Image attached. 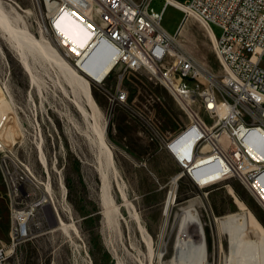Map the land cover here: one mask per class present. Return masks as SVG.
<instances>
[{
  "label": "rangeland",
  "instance_id": "obj_1",
  "mask_svg": "<svg viewBox=\"0 0 264 264\" xmlns=\"http://www.w3.org/2000/svg\"><path fill=\"white\" fill-rule=\"evenodd\" d=\"M2 1L7 9L14 7L18 11L19 26L24 24L35 39L48 41L73 66L69 56L45 31L33 0ZM163 5V0L150 2L155 10H161ZM183 20L184 13L167 4L160 24L174 35L182 26H190L188 19ZM193 21L188 36L179 32L178 45L204 66L200 76L219 89L223 66L215 52V41L210 40L205 24L197 15ZM211 29L216 36L221 33L216 25H211ZM9 35L0 30V119L3 115L6 118L0 141L32 168L36 178L46 186L51 201H41L34 207L26 233L12 244L10 211L0 178V242L5 251L2 264L127 261L126 256L135 253L130 247L132 241L142 253H147L146 243L139 235L130 240L126 234L127 225L135 227L134 218L152 237V264H168L182 208L191 199L196 200L204 222L208 264H225L229 251L227 235L218 229L216 217L246 211L250 230L264 234V210L236 178L228 177L201 187L187 174L182 175L166 147L170 139L166 135L181 130L188 119L174 97L146 71L123 72V86L128 91L125 104L108 99L119 68L112 70L101 83L86 78L98 106L94 113L86 105L81 87L70 84L53 59L36 50L29 51L30 69H27L14 51L11 45L14 40ZM76 102L84 104L87 117L80 113ZM95 123L104 126L105 143L116 170L110 172L109 180L111 195L119 207L117 219L122 235L106 223L103 214ZM178 144L177 138L170 143L171 149L176 150ZM180 173L179 179L174 180ZM171 192L173 203L164 212L165 200ZM49 203L66 229L58 224L55 215L50 218L46 214L45 205L50 207ZM159 252H163L160 259ZM128 261L126 264H138Z\"/></svg>",
  "mask_w": 264,
  "mask_h": 264
},
{
  "label": "built area",
  "instance_id": "obj_2",
  "mask_svg": "<svg viewBox=\"0 0 264 264\" xmlns=\"http://www.w3.org/2000/svg\"><path fill=\"white\" fill-rule=\"evenodd\" d=\"M163 1L162 9L155 10L150 7L151 0H33L45 31L78 70L83 71V64L94 51L99 61L112 62L107 76L119 68L114 90L108 95L112 103L125 104L128 100L123 86L125 71H146L174 97L188 122L167 141L166 147L182 175L187 174L201 185L195 172L204 160L209 171L215 169L226 178H236L264 210V182L259 180L264 176V165H258V158L264 157L263 145L261 151H254V144L264 138V0ZM167 4L181 10L184 18L188 10L192 11L211 31V25L221 29L219 36L212 31L215 52L223 66L219 89L208 82V89L197 98L194 107L186 102L191 89L183 88V81L198 80L205 68L178 45V30L171 35L161 26ZM62 13L90 32L91 38L84 48L77 49L56 27L55 21ZM111 16H118L119 31L116 37L107 38L109 30H105V23H111ZM2 118L0 130L6 119L4 115ZM177 138L178 148L173 151L169 143ZM0 178L14 244L26 233L34 207L41 201L48 202L49 193L32 168L1 141ZM20 212L28 216L22 219ZM4 253V244L0 242V264Z\"/></svg>",
  "mask_w": 264,
  "mask_h": 264
},
{
  "label": "bare ground",
  "instance_id": "obj_3",
  "mask_svg": "<svg viewBox=\"0 0 264 264\" xmlns=\"http://www.w3.org/2000/svg\"><path fill=\"white\" fill-rule=\"evenodd\" d=\"M169 1L177 3L176 0ZM178 5L187 9V7L180 2H178ZM17 12L18 11H16L14 7L7 9L4 6L3 1L0 0V30L7 31V33L10 34L9 36L11 37V39L14 40V43H11V45L15 49L13 50L18 54L19 60L22 62V64L27 69H30V64L27 59V52L33 50H36L44 56L53 59L59 66V69L65 74L68 82L70 84H77L81 87L85 97L86 105H88L95 113L98 110V106L92 96L91 91L88 88L86 78H89L93 81H103V79L107 77V74L111 70L112 62L109 60H104L102 62L99 61L98 53L97 51H94L83 64V71L78 70L75 66H71L60 55V53H58L57 50L51 46L48 41H44V39H35L24 24L22 26H19L18 21H21V19L19 13ZM195 17V13L189 10L187 11L184 20L188 19V23H190V26H182L181 30H178L176 40L178 38L179 32L182 36H186L189 33L191 25H194L193 19ZM55 25L61 32L62 36L70 40L77 49L84 48L91 38L90 32L67 13L60 14V16H58L55 21ZM205 27L209 35L208 37H210V40L214 42L215 39L212 31L206 25ZM105 30H109L107 31V38H114L118 35V16H111V23H105ZM178 44L180 45L179 40ZM103 49L105 48L103 47ZM195 60L198 61L196 58ZM198 63L200 62L198 61ZM200 65L201 67L203 66L201 63ZM180 82L181 81L178 80V90ZM208 86V80L203 76H200L196 83L183 81V88L191 89V97L189 96L187 97V99L185 98L186 102L194 107V105H196L197 103V98L201 95V93H203V91L208 89ZM77 104L80 113L82 112L81 114L87 117L88 112L84 104L80 102ZM201 114L203 115L204 113ZM203 118L205 120V116ZM1 120H3V118H1ZM93 128L97 136L96 140L99 146L100 154L98 157L97 170L100 173L101 180L100 198L103 207V214L106 223L109 226L112 225L114 228H116L119 234L122 235L120 224L117 219L119 207L114 203L115 201L111 195L110 190L111 184L109 175L112 170H115L114 162L105 143L106 140L104 126L98 127L95 123ZM261 145H263L264 147V138H259V144H254V151H261ZM200 162L201 164L196 167L197 171L195 172V177L201 180L199 181V183H201V187L214 184L226 178L221 175L220 171H217L215 169H213V171H209L207 167H204V160H201ZM258 165H264V157L258 158ZM116 174L117 173H115V175ZM179 176H181V173L179 175L177 174L174 180H177ZM259 180L260 183H263L264 176ZM123 192L124 191H122L121 189V193L124 197H126L125 193ZM173 194L172 192L168 194L164 203V212L169 211L173 203ZM49 201H51L50 195L48 196V202ZM195 201L196 200L193 199L189 200L188 203L182 208L179 230L173 243L172 256L169 259L168 264H208V251L204 222L200 218ZM49 205L50 207H48V205H45L46 214H48L50 218L52 217V214L53 217L55 215L58 224L62 225V228L66 229L64 223L61 222L62 220H58L55 208L52 207L50 203ZM127 206H129V203H127ZM20 214L22 216V219H25L28 216L26 212H20ZM134 220L135 227L133 226L134 228H132V226L127 225L126 234L130 240H135V237L139 235L142 242L145 241L144 243H146L147 253H142L137 248V245L132 241L130 243V247L135 250V253H129L128 257L126 256V254L125 256L126 258H128L127 261L129 260L128 262L138 264H152L154 255L152 251V237L148 233L146 228L138 221V219L134 218ZM215 221L217 222L218 229L222 233L227 235L229 243V251L227 253L225 264H264V234L253 233L250 230L249 218L246 211H241V213L234 212L222 217H216ZM162 256L163 252H159L157 254L158 259H160ZM121 259H123V257ZM127 261L119 259L118 264H126Z\"/></svg>",
  "mask_w": 264,
  "mask_h": 264
},
{
  "label": "crops",
  "instance_id": "obj_4",
  "mask_svg": "<svg viewBox=\"0 0 264 264\" xmlns=\"http://www.w3.org/2000/svg\"><path fill=\"white\" fill-rule=\"evenodd\" d=\"M179 131H180V129L178 131L168 132V135H166V136L169 138H172V137L176 136Z\"/></svg>",
  "mask_w": 264,
  "mask_h": 264
}]
</instances>
